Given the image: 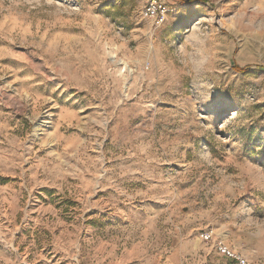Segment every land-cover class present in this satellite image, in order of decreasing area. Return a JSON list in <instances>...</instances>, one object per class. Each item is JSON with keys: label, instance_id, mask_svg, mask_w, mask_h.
<instances>
[{"label": "rangeland", "instance_id": "obj_1", "mask_svg": "<svg viewBox=\"0 0 264 264\" xmlns=\"http://www.w3.org/2000/svg\"><path fill=\"white\" fill-rule=\"evenodd\" d=\"M218 242L264 263V0H0V264Z\"/></svg>", "mask_w": 264, "mask_h": 264}, {"label": "built area", "instance_id": "obj_2", "mask_svg": "<svg viewBox=\"0 0 264 264\" xmlns=\"http://www.w3.org/2000/svg\"><path fill=\"white\" fill-rule=\"evenodd\" d=\"M166 11L163 5L158 1H153L149 7L146 8L145 14L148 18L155 19L160 23L165 22ZM206 242L213 241V233L208 232L204 235ZM218 252L228 262V264H264L261 261L250 262L248 258L240 252L233 249L230 245L219 243L216 245Z\"/></svg>", "mask_w": 264, "mask_h": 264}, {"label": "snow or ice", "instance_id": "obj_3", "mask_svg": "<svg viewBox=\"0 0 264 264\" xmlns=\"http://www.w3.org/2000/svg\"><path fill=\"white\" fill-rule=\"evenodd\" d=\"M208 115H222V114H227V112L223 111V102L219 101H213L209 106H208Z\"/></svg>", "mask_w": 264, "mask_h": 264}, {"label": "crops", "instance_id": "obj_4", "mask_svg": "<svg viewBox=\"0 0 264 264\" xmlns=\"http://www.w3.org/2000/svg\"><path fill=\"white\" fill-rule=\"evenodd\" d=\"M193 247V246H192ZM182 248V247H181ZM190 249V248H189ZM182 251H181V253L182 254H186V251H184L183 249H181ZM195 250V249H194ZM194 250H192V251H188L187 252V254H190L191 252H193ZM258 259V257H256V256H253V255H249L248 254V260L249 261H251V262H253V261H255L256 259ZM169 264H174V260L173 259H170V261H169Z\"/></svg>", "mask_w": 264, "mask_h": 264}, {"label": "trees", "instance_id": "obj_5", "mask_svg": "<svg viewBox=\"0 0 264 264\" xmlns=\"http://www.w3.org/2000/svg\"><path fill=\"white\" fill-rule=\"evenodd\" d=\"M198 1L208 2V0H198ZM238 69H239V71H241V72H245V70H246V69H241V68H238Z\"/></svg>", "mask_w": 264, "mask_h": 264}]
</instances>
